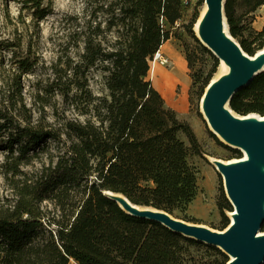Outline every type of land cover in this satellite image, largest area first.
Masks as SVG:
<instances>
[{
	"label": "trees",
	"instance_id": "1",
	"mask_svg": "<svg viewBox=\"0 0 264 264\" xmlns=\"http://www.w3.org/2000/svg\"><path fill=\"white\" fill-rule=\"evenodd\" d=\"M24 3H31L36 20L47 15L42 0ZM181 4L182 0H109L93 11L108 13L105 28L92 15L83 16L80 29L68 33L77 38L75 46L82 44V51L63 60V74L56 64L49 83L54 92L71 99L78 114L65 115L58 124L43 116L35 119L26 105L22 78L40 58L32 54L30 43L21 51V39L2 37L0 30V151L6 152L3 166L15 176L16 195L12 205L0 210V264L229 262L219 247L133 215L105 194L121 193L139 206L196 220L188 211L199 193V169L189 157L205 151L192 125L167 106L149 78L154 55L170 38L160 18L174 24L181 18ZM262 5L264 0H225L230 33L251 55L264 47V26L253 32L249 43L242 38V16ZM198 16L197 7L186 30L210 52L193 31ZM184 50L192 87L200 97L217 71V59L205 74L192 71L195 59L187 47ZM92 68L106 74L102 95L91 89ZM230 107L241 115H264V70L236 92ZM52 141L63 143L56 157ZM46 155L49 163L37 174L21 168ZM217 204L224 229L230 222L224 211L233 207L224 192Z\"/></svg>",
	"mask_w": 264,
	"mask_h": 264
},
{
	"label": "rangeland",
	"instance_id": "2",
	"mask_svg": "<svg viewBox=\"0 0 264 264\" xmlns=\"http://www.w3.org/2000/svg\"><path fill=\"white\" fill-rule=\"evenodd\" d=\"M108 1L109 0H42L41 8L47 9V15L43 19L36 20L32 14L34 8L29 7L31 3L26 5L24 0H0V30L3 33L2 37H19L22 41L21 51H26L30 43L32 54L40 58L35 68L22 78L26 85L24 93L26 105L32 110L35 119L43 116L46 117L47 120L58 124L63 122V117L65 115L73 118L78 117L77 112L73 109L71 99L64 97L63 94L57 91L54 92L49 86V83L54 77L56 64H58L57 67L60 73L63 74V60H66L68 55L75 57L82 51V44L80 43L78 47L75 46V43H78L77 38L68 37V33L80 29L77 24L82 22L83 16L89 18L92 15V17H94L96 21L101 22L102 27L105 28L109 17L108 13L97 11L93 14V11L96 6L101 3H107ZM199 1L200 0H182V14L178 23H182L181 27L183 28L179 29L178 27L172 29L170 27V29L173 33L172 35L177 39V43L183 46V48L187 47L192 53V57L195 59L192 71L196 70L205 74L212 67L213 59H217L218 67L213 76L214 78L219 72L221 60L218 59L212 51L208 52L202 50L199 42H197L186 30V25L193 20L197 7L200 13L204 1L202 5L197 6ZM241 11L242 10H238V13H242ZM242 20L244 24L242 38L252 43L254 41L253 32L261 30L264 26V5L254 13L243 14ZM255 20L257 21L255 22ZM225 21L227 22V18H225ZM166 26H169V23L165 20V28ZM227 30H229V27H227ZM233 38L240 43L238 38L234 36ZM200 43L204 45L201 40ZM154 58L151 63L152 73L150 72L149 78L163 95V88L161 84L158 83L159 77L157 74L158 66L163 63L161 59L155 61ZM163 58L165 59L164 56ZM190 72L191 70L189 69V74ZM105 75L106 74L100 69H91L89 74L90 86L97 95L106 93L104 87ZM182 88L183 84H175L172 93L168 95V98H165L166 104L174 108L181 119L188 121L192 125L205 151L203 155L191 154L189 157L190 162L199 169V193L192 202V206L190 205L188 211V215L194 217L196 220H189L188 222H195L199 225L209 227L210 229L220 230L224 214L219 209L217 201L221 193L224 192L232 207L233 204L228 198L222 175L210 163L208 157L213 156L222 160H231L243 156L244 151L240 147L230 146L240 152V154L237 155L235 152L220 144L219 141L225 142L222 137L215 134L218 140L214 136L212 127L205 113L201 110V99L204 94L198 97L196 95L197 90L192 87V84L190 90L186 94H183ZM39 93L43 98L38 95ZM41 107H44V110H42ZM235 114L241 115L238 113ZM51 143L52 152L56 157L63 151V143H57L55 141ZM5 161L6 152L0 151V210L6 209L8 206L12 205L16 199L15 190L13 188V179H15V176H13L11 172H7V168L3 166ZM48 163L49 157L46 155L39 160H34L31 165L21 166V168L30 174H37V172H40L43 165H47ZM16 178L18 179V177ZM230 211L229 209L224 211L229 221H231ZM71 264L76 263L71 262Z\"/></svg>",
	"mask_w": 264,
	"mask_h": 264
},
{
	"label": "water",
	"instance_id": "3",
	"mask_svg": "<svg viewBox=\"0 0 264 264\" xmlns=\"http://www.w3.org/2000/svg\"><path fill=\"white\" fill-rule=\"evenodd\" d=\"M204 1L208 13L200 40L231 68L227 76L208 84L204 92V113L214 134L229 146L240 147L249 154L246 160L240 159L241 156L238 161L222 160L217 164L233 204L232 210L237 212L235 220L224 229L214 230L175 217L164 209L139 206L121 193L125 198L123 204L112 195L115 192L106 191L105 194L133 215L160 222L187 237L219 247L229 256L227 264H264V234H261L264 232V120L241 119L230 107L236 92L264 70V56L253 59L240 43L237 45L229 30L230 38L226 36L225 25H229L225 21V0Z\"/></svg>",
	"mask_w": 264,
	"mask_h": 264
},
{
	"label": "crops",
	"instance_id": "4",
	"mask_svg": "<svg viewBox=\"0 0 264 264\" xmlns=\"http://www.w3.org/2000/svg\"><path fill=\"white\" fill-rule=\"evenodd\" d=\"M256 21L257 20H255V22ZM181 25L182 23L179 22L176 25L175 23L169 24L166 28L170 31V27L172 29H176L178 27L179 29H182L183 27H181ZM170 34V38L165 41L160 48V53H162V55L167 59V64L163 63L157 68L159 80H163L158 83L161 84L163 92L167 91V86L170 87V90L168 91L169 94L172 93L175 84H183V94H186L190 90L192 84V78L189 74L188 61L183 46L177 43V39L172 35V31Z\"/></svg>",
	"mask_w": 264,
	"mask_h": 264
},
{
	"label": "bare ground",
	"instance_id": "5",
	"mask_svg": "<svg viewBox=\"0 0 264 264\" xmlns=\"http://www.w3.org/2000/svg\"><path fill=\"white\" fill-rule=\"evenodd\" d=\"M207 13H208V5H207V3H206V1H204V3H203V5H202V7H201V9H200V13H199V16H198V18H197V20H196V22L194 23V29H195V33H196V35H197V37L199 38V39H203L202 38V35H201V29H202V25H203V22H204V20H205V18H206V15H207ZM225 34H226V36L227 37H229L230 38V35H229V33H228V30H227V26L225 25ZM234 41H235V39H233ZM236 42V41H235ZM237 43V45L239 44L238 42H236ZM264 56V47L262 48V49H260V50H258L254 55H252V58L253 59H259V58H261V57H263ZM230 71H231V68H230V66H229V64L227 63V62H225L223 59H221V63H220V66H219V72L216 74V76L211 80V83H210V85H212V84H214V83H216L217 81H219L220 79H222L223 77H225V76H227L229 73H230ZM151 73H152V69H151ZM159 81H163L162 79L161 80H158V82ZM170 90V87H168L167 86V91H165V92H163V96H164V98H168V91ZM204 101H205V95H203L202 96V99H201V110L204 112V109H203V105H204ZM207 117V116H206ZM237 117H239V118H241V119H262V120H264V116H261V115H257V114H249V115H243V116H240V115H237ZM219 135V134H218ZM223 139V138H222ZM223 141H224V139H223ZM230 145H232V144H230ZM243 151H244V155L242 156V158H240V159H243V160H246V159H248L249 158V154H248V152L245 150V149H243ZM209 161H210V163L214 166V168L215 169H217L218 170V168H217V164L218 163H221V162H223L222 161V159H220V158H216V157H213V156H209ZM240 159H238V158H235V159H231V160H229L230 162H233V161H238V160H240ZM262 168H263V170H264V165H262ZM114 197H116V198H118L119 200H120V202L122 203L123 201H124V196L123 195H121V194H119V193H113L112 194ZM123 204V203H122ZM229 214H230V217H231V220H235V216L237 215V212L236 211H234V210H232V211H230L229 212ZM261 234H264V232H261Z\"/></svg>",
	"mask_w": 264,
	"mask_h": 264
},
{
	"label": "built area",
	"instance_id": "6",
	"mask_svg": "<svg viewBox=\"0 0 264 264\" xmlns=\"http://www.w3.org/2000/svg\"><path fill=\"white\" fill-rule=\"evenodd\" d=\"M160 23H161V25L163 26V27H165V18L163 17V16H161V18H160ZM178 23V21H176L175 22V24H177ZM154 59H155V61L157 60V59H161L162 60V63H166V61H167V59L165 58H163V55H162V53H160V50L154 55Z\"/></svg>",
	"mask_w": 264,
	"mask_h": 264
}]
</instances>
